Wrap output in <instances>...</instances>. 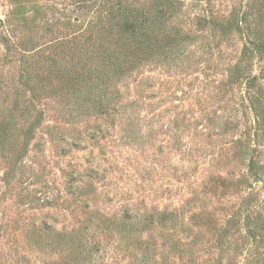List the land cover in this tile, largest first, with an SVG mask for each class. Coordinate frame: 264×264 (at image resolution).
Instances as JSON below:
<instances>
[{
	"label": "rangeland",
	"instance_id": "374dc122",
	"mask_svg": "<svg viewBox=\"0 0 264 264\" xmlns=\"http://www.w3.org/2000/svg\"><path fill=\"white\" fill-rule=\"evenodd\" d=\"M121 3L168 27L139 48L108 1L0 0V117L27 110L0 131V264H264L227 228L264 221V0Z\"/></svg>",
	"mask_w": 264,
	"mask_h": 264
},
{
	"label": "trees",
	"instance_id": "16d2710c",
	"mask_svg": "<svg viewBox=\"0 0 264 264\" xmlns=\"http://www.w3.org/2000/svg\"><path fill=\"white\" fill-rule=\"evenodd\" d=\"M102 1V0H101ZM104 1H108V3H110L109 9L110 10V14L115 13V17L118 18V20H121V22L119 23V36L123 37L127 40H129V44H132V42H137L139 44V48L141 45H143L144 43H147V41H150L153 38V33L158 30V29H162L164 30L166 27H168V15L166 10L163 9H155L156 11L154 14V19L150 20L149 17H145L143 15H140V18H137L138 16H134L133 15V19L128 20L127 19V15H125V13H129L127 7H124L121 3L122 0H104ZM247 16V13L244 14L243 18L240 21L245 20ZM113 18V17H112ZM239 20H235V24L238 28L241 29L240 27V22ZM11 20L10 18H6L3 21H0L2 28L7 29L6 31V35L4 34L3 36L1 35V42L3 41L6 45V48L8 50L12 49V45H9V41L11 40V34L9 33V30L7 28L6 23H10ZM244 22V21H243ZM254 37L250 42V44L252 45L251 50L253 51V53L255 54H262L264 53V29L263 27L258 30L255 34H253ZM21 44V43H20ZM25 44L27 45L28 43L25 42ZM129 44L126 45V49L129 47ZM23 45L24 49L29 48V45ZM131 50V48H129ZM127 51V50H126ZM118 51V53L115 54V56L113 57L117 64L119 65H123L126 66L129 62L130 59L129 57L132 56L131 55V51ZM250 51V48L246 47V51L244 52V54L246 52ZM54 64L56 66L59 65V62L57 63L56 61H54ZM234 78V77H233ZM30 79V76L28 74H26L25 79L22 81V83L25 86H28L27 89H32L34 86L30 84V82H28ZM94 90V89H93ZM92 90V92H93ZM89 96V95H88ZM88 96H85L84 99H82V101H88L89 98H87ZM96 97H91V99H95ZM90 99V100H91ZM93 106L99 108V110H101L103 107H105V103L103 102L102 98H98L96 100L93 101ZM26 108H22V107H11L7 113H5L4 115H2L0 117V131L1 130H5L4 132L6 133L7 131L9 132V129H12L13 127V123H14V117L16 115V113L18 112L19 117H25V115H27V110H25ZM37 120V119H36ZM36 122V121H35ZM0 136V148L3 147V141L1 140ZM253 165L254 162L252 159L249 160L248 162V172H253ZM254 176L252 175V177L257 178V171L253 173ZM253 179V178H252ZM254 180V179H253ZM258 181V178L256 179ZM254 207L252 205H247L245 206V208H242L239 210V212H242L238 217L233 216L232 219H230L227 225V228L230 229L232 228V226L235 225V228L238 226L239 228H241V231L243 232V238H246L249 240V243L253 244H261V246L264 248V221L261 220V217L259 215L254 216ZM238 214V213H237ZM135 215H130L127 214L125 217H123V219L126 218V222H128L129 224H134L136 223L133 220V217ZM159 218L158 221L163 222L161 223L166 224V223H170V222H174V224H176L177 219L174 218V215L172 212L170 213H165V212H161L159 213ZM177 225V224H176ZM232 225V226H231ZM223 246H228V244H218L217 247L219 249H222ZM247 250H249L250 248L247 246L246 247ZM79 253V257L82 258L83 257V251L82 252H78ZM85 253L89 254L88 251H85ZM77 256V257H78ZM78 257V258H79ZM81 260V259H79ZM147 261L144 260V263H146ZM163 264L165 263V260L162 262Z\"/></svg>",
	"mask_w": 264,
	"mask_h": 264
}]
</instances>
